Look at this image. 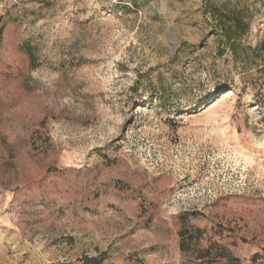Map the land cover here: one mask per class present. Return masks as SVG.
Returning <instances> with one entry per match:
<instances>
[{"label":"rangeland","instance_id":"374dc122","mask_svg":"<svg viewBox=\"0 0 264 264\" xmlns=\"http://www.w3.org/2000/svg\"><path fill=\"white\" fill-rule=\"evenodd\" d=\"M235 6L264 45V0H0V264H264V52L212 14Z\"/></svg>","mask_w":264,"mask_h":264},{"label":"trees","instance_id":"16d2710c","mask_svg":"<svg viewBox=\"0 0 264 264\" xmlns=\"http://www.w3.org/2000/svg\"><path fill=\"white\" fill-rule=\"evenodd\" d=\"M206 10H208V7H206ZM210 10L212 12V9ZM213 10L212 14L216 21L215 27L222 37L224 46L231 50L237 61L242 58L241 52H244V57L247 59L252 57L253 60H256L258 57H261V52H264V45L252 48L244 45L243 42L244 36L251 27L252 20V15L247 8L235 6L232 8L218 7ZM28 54L32 60V51L29 50ZM96 251V255L85 254L76 263L61 261L53 264H105L108 259V251L100 249ZM227 256L232 264H240V261L232 257L231 254L228 253Z\"/></svg>","mask_w":264,"mask_h":264},{"label":"bare ground","instance_id":"6f19581e","mask_svg":"<svg viewBox=\"0 0 264 264\" xmlns=\"http://www.w3.org/2000/svg\"><path fill=\"white\" fill-rule=\"evenodd\" d=\"M210 105H212V106L215 105V101L214 102H211Z\"/></svg>","mask_w":264,"mask_h":264}]
</instances>
